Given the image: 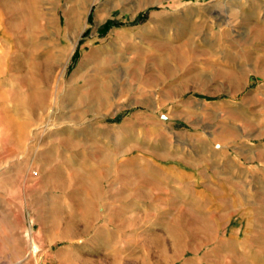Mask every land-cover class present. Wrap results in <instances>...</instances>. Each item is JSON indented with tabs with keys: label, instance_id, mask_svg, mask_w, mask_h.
Here are the masks:
<instances>
[{
	"label": "rangeland",
	"instance_id": "rangeland-1",
	"mask_svg": "<svg viewBox=\"0 0 264 264\" xmlns=\"http://www.w3.org/2000/svg\"><path fill=\"white\" fill-rule=\"evenodd\" d=\"M0 264H264V0H0Z\"/></svg>",
	"mask_w": 264,
	"mask_h": 264
},
{
	"label": "trees",
	"instance_id": "trees-1",
	"mask_svg": "<svg viewBox=\"0 0 264 264\" xmlns=\"http://www.w3.org/2000/svg\"><path fill=\"white\" fill-rule=\"evenodd\" d=\"M143 15H141V17H142Z\"/></svg>",
	"mask_w": 264,
	"mask_h": 264
},
{
	"label": "bare ground",
	"instance_id": "bare-ground-1",
	"mask_svg": "<svg viewBox=\"0 0 264 264\" xmlns=\"http://www.w3.org/2000/svg\"><path fill=\"white\" fill-rule=\"evenodd\" d=\"M80 26V25H79Z\"/></svg>",
	"mask_w": 264,
	"mask_h": 264
}]
</instances>
